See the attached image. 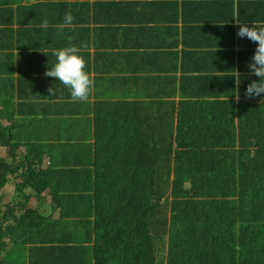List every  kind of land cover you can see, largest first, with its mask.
Instances as JSON below:
<instances>
[{"label":"trees","instance_id":"16d2710c","mask_svg":"<svg viewBox=\"0 0 264 264\" xmlns=\"http://www.w3.org/2000/svg\"><path fill=\"white\" fill-rule=\"evenodd\" d=\"M23 1L17 5L15 0H0V37L4 31L14 33L3 28L6 24L22 28V38L31 25L38 28L45 19L51 27L62 23L69 11L74 27L61 31L62 45L43 35L39 48L30 46L42 50L41 63L30 60L16 76L10 77L9 70L0 73L1 104H26L31 101L28 94L35 93L47 101L39 105L42 117L46 110L59 111L72 102L68 88L40 73L57 62L51 55L54 49L68 46L81 47L79 54L95 80L94 96H100L97 93L105 88L111 72L117 76L131 71L127 78L136 81H131L134 87L125 94L116 91V100H110L108 93L97 99L110 113L105 125L110 149L97 154L98 182L76 184L73 193L67 187L85 184L88 178L78 176L80 165L61 163L60 153L51 154L52 165L42 167L44 151L48 152L43 147L47 128L18 130L17 136L27 142V153L17 158L21 141L14 139L12 127L0 124V146L8 148V158L0 160V206L9 175L22 178L16 190L30 189L36 197L50 199L43 207L31 205V197L24 195L23 200L6 204L4 213L0 209V232L6 230L11 236L8 245L14 258L24 263L23 257H28L32 264H264V96L246 95L248 85L259 82L248 67L258 45L237 35L242 24L264 22V0L130 2L139 4L142 12L153 9L161 17L142 13L134 20L121 21H132L137 32L154 33L159 39L166 30L171 38V50L160 52V59L153 52H137L141 62L158 61L147 74L133 60L125 41L130 35L120 24L114 26L115 44H107L102 27L97 26L99 7L93 10L83 2L85 13L78 7L79 0H52L49 6L50 0ZM141 3L146 7L143 10ZM4 7L10 9L3 14ZM112 22V18L105 19V24ZM121 38L124 48L118 46ZM17 49L23 47L18 44ZM25 55L24 47L18 65ZM37 74L49 82L39 85L43 90L36 88ZM157 94L180 98L178 107L173 104L175 125L154 129L130 120L127 126L121 123L124 117L112 113L127 97L151 99ZM160 106L165 111L159 121L171 119L172 105L165 101ZM27 117L24 113L23 118ZM45 121L50 118L39 120L37 126H48ZM20 126H26V121ZM96 132L99 142L101 132ZM137 135L138 141L126 142ZM84 138L81 135L78 140ZM115 160L126 182L117 178L102 181ZM2 245L0 240V249Z\"/></svg>","mask_w":264,"mask_h":264},{"label":"crops","instance_id":"0c3cea01","mask_svg":"<svg viewBox=\"0 0 264 264\" xmlns=\"http://www.w3.org/2000/svg\"><path fill=\"white\" fill-rule=\"evenodd\" d=\"M134 1V0H132ZM147 1V0H145ZM78 7L86 13L85 9L81 5L83 2L88 4L93 10H95L97 7L101 10V14L99 15V23H97V26L102 27L101 33L103 36H106L108 41L107 44H115L112 39L115 34L114 26L116 23L120 24L127 34L130 35V38L125 40L126 45H130L132 49L133 54V60L137 62L145 71V74L148 73L150 67L158 66L157 60L155 58H159L158 54L160 52H167L170 51L169 42H170V35L169 33L164 30L163 32V38L159 39L156 34L154 33H140L137 32L134 28V24H132V21H121V20H134L135 18L140 17V10L138 11V6L129 4V0H79L78 1ZM51 4H48V6ZM149 15V14H147ZM152 16L153 15H149ZM162 17H166L164 14H162ZM112 18L113 22L110 24H105V19ZM5 22L3 21V25ZM5 26V25H4ZM128 27V28H127ZM30 30L28 34H25L22 38L20 36V32L22 28H18V25H14L11 27V29L14 30V33L11 32H5L0 37V73L3 71L9 70L10 77L18 75L20 70L24 69L26 65L31 60L35 63H41L44 60V57L42 55H39L42 50L35 51L31 50L30 46H34L39 48L40 43H43V35L50 36L56 40H59L60 44L62 45V41L60 39L61 31H58V29L54 26L51 27L49 25L48 28H37L31 25ZM109 28V29H107ZM147 28H153L152 25L147 24ZM7 29V27L5 28ZM42 29V30H41ZM20 30V31H19ZM35 30V31H32ZM41 30V31H40ZM122 31L119 32V36H122ZM106 42V41H105ZM1 43H7L12 44L14 48L12 49H6L4 45ZM101 43H104L102 41ZM121 44H119V47H125L126 45L122 44V38H121ZM188 43L194 44L196 42L188 41ZM21 45L23 47L22 51H19L17 49V46ZM117 45V44H116ZM26 55L23 58V63L18 65V59L22 58V53L24 51ZM180 48L183 47L182 44L179 46ZM48 48V47H46ZM49 49V48H48ZM92 52H94V49H92ZM137 52L144 53V52H153L155 53V58H152L151 60H146L144 62L140 61V55H138ZM44 54L48 53V50H45L43 52ZM53 55V53H51ZM50 55V58H51ZM94 55V53H93ZM168 58V61L170 62V58ZM167 58L164 59L167 60ZM160 59V58H159ZM34 60V61H33ZM44 70L40 73L43 74ZM130 74H132L131 71L128 72H121L117 76L115 75V72H111L107 75V80L105 83V88H102L101 92L97 93L100 96L103 97L104 94H109L108 98L110 100L119 98L117 92H119L121 95L125 94V91L131 90L134 85H132L131 81L135 82V79H131V81L127 78ZM132 78V77H131ZM36 79V88L39 90H43L39 88L40 84H48V80H45L40 74H37L35 77ZM137 85V83H136ZM50 86L47 87L49 89ZM34 88V89H36ZM111 88V89H110ZM114 89V90H112ZM117 91V92H116ZM113 95L114 97H112ZM29 99H31L30 102H27L26 104L16 103V104H9L7 107L3 104L0 105V112H5L4 118H9L11 120H15V122L18 124L17 130L21 132V130H28V131H44L47 136V142L43 146L48 152L44 151V160L50 159V162H47V165H52L53 157H51V154H57L61 153V149L63 148V145H65L66 141H75L79 144V146L76 148V152H72L69 155H72L71 157L76 158V162L72 164H67L65 162V159L67 156L64 157V163L69 166H79L77 169L79 175L84 178H88L87 182L84 184L82 182L78 183H72L70 184L67 189L75 191L76 184L80 185H89L91 186L94 184V157L91 156L92 146L88 142H93V120L95 119V112L94 108L91 109L89 112L90 114L85 117H72L73 114H80L81 109L84 104H76L73 102H67L65 105H63L59 111L56 110H46V115L40 116L39 113L41 112V108L39 105L47 102L44 101L42 96H39L38 94L33 93V95H29ZM98 95L94 96L97 98ZM140 96V94H139ZM104 98V97H103ZM161 98V99H167L171 98V96H166L162 94H157L151 99L146 98H139L134 97L130 100V98L127 97V102L125 103L128 111L131 115V121L134 123L135 121L137 123L141 124V108L143 110L142 115L146 114H159L163 117V114L161 111H165V108L161 107V104L154 103V99ZM95 100H93V103ZM3 105V106H2ZM104 107V106H100ZM112 105L107 106V108H111ZM156 112V113H155ZM27 113L29 117L23 118V114ZM107 112L106 114H108ZM43 118H50V122L44 123L42 128H39L38 121ZM81 119H85L86 122H81ZM3 120V119H2ZM135 120V121H134ZM8 120L4 123H8ZM26 121V126H20L21 122ZM158 123H161L162 126H166V121L161 122L157 120ZM122 124H125L127 126H130V123H126L124 119L121 120ZM155 124V123H151ZM106 125V122H105ZM81 126H88L86 129H83ZM141 126H147V124H141ZM84 130V131H83ZM81 135H84L85 138L78 140ZM15 140L21 141L20 144L22 146H26L27 142L18 136H13ZM21 146V147H22ZM86 150L85 154H82V151ZM80 152V154H79ZM70 157V158H71ZM70 158H67V161L70 160ZM88 166L87 170L83 169L84 167ZM88 183V184H87ZM71 191V193H73ZM77 192H81L77 189ZM22 262H20V259L18 257H8L6 261H4L2 264H26L25 257H23Z\"/></svg>","mask_w":264,"mask_h":264},{"label":"clouds","instance_id":"9594fccd","mask_svg":"<svg viewBox=\"0 0 264 264\" xmlns=\"http://www.w3.org/2000/svg\"><path fill=\"white\" fill-rule=\"evenodd\" d=\"M132 3H139V0H129ZM142 3L144 2V0H140ZM149 1V0H147ZM151 1V0H150ZM53 1L50 0L49 4H52ZM141 3V10L145 9L146 7L143 6ZM138 6V11L140 10V6L139 4L136 5ZM2 8H0L1 10ZM10 9V7H4L3 8V14L8 11ZM140 13L143 14H151L153 15V17H158L161 15H159L157 13V11L153 10V9H148L146 10V12H142L140 11ZM152 17V18H153ZM15 21H18V18H14ZM74 21V17L71 14V12H66L65 16H64V20L62 23L56 25L55 27L58 29V31H63L65 28L67 29H72L74 27L73 24ZM237 24H240V22L236 21ZM15 24L11 23V24H6L5 26L7 27V29H11V27H13ZM49 27V21L47 19H45L41 25L39 26V28H48ZM237 35L241 38H248L249 40H251L254 43H257V48L255 50V54L252 58V61L249 63L248 67L251 70V74L255 75L256 77H259V82L257 81H253L251 82L247 89H246V95L249 98L252 97H261L264 96V22L262 21H254V23L252 24V26H249L248 24H242L239 27V30L237 32ZM83 48H86L87 45L83 44L82 45ZM81 47H77V46H68V47H64L61 49H54L53 50V55L56 57L57 62L54 64V66H52L51 68H49L46 72H43V75L49 77L50 78H55L57 81H59L61 84H63L66 88L69 89L70 91V97L72 102L75 103H79V104H83V102L85 101H91L92 102V107L89 108V110L86 112V116L90 114V110L94 108V112H95V119L93 120V137H94V141L93 142H88L91 146H92V151H91V156L94 157V163H93V167H94V182H98L97 179V169H98V161H97V154L98 152H100V150L102 151L101 153H107L109 151L110 148L107 147L106 144V136L107 135V129L105 126V122L107 119V114L105 111H107L104 107H100L101 104L98 102V100L94 97V95L92 94L94 91V87H95V80L94 77L91 73H89L86 70L87 67V62L84 59V57L82 55H80L79 53L81 52ZM236 79V84H237V90L239 88V84H240V78H239V73L237 72V77ZM53 89L50 88L49 92L52 93ZM91 95V96H90ZM237 99H239V91L238 94L236 95ZM93 100H95V102L93 103ZM154 103L156 104H161L162 102H169L172 106L169 108L170 110H173V104L174 102H176V105L178 107V103L180 101V98L178 97H171V98H167V99H161V98H156L153 100ZM83 109V107H82ZM81 109V113L80 114H73L72 117H76V116H80L83 117V111ZM178 110V109H177ZM174 111V110H173ZM108 112V111H107ZM143 110L141 108V124H147L148 128H156V126H162L161 123H158L157 120H161L162 116H160L159 114H149V115H142ZM156 113V112H155ZM174 118H170L169 120L166 121V126H173L175 125V123L177 122V116L176 113L174 114ZM6 122V120H10L8 118H4L1 116L0 113V124L4 127H12V134L13 136H17V128L18 124L15 122V120H11L9 121L7 124L3 122ZM151 123H155L154 125ZM163 127V126H162ZM96 131H100L101 132V137L100 140L98 142L97 140V132ZM129 135V134H128ZM131 142H135L138 141V135L129 138L128 140H126V142L128 141ZM145 140L148 141L150 143L149 137L147 135H145ZM124 144V143H122ZM20 145L19 149L16 152L17 158H24L26 153H27V145L26 146H22ZM21 148H24V151H20ZM7 152H8V148L7 147H3L0 146V160L2 158L7 157ZM86 150L82 151V154H85ZM80 154V152H79ZM8 158V157H7ZM47 162H50V159L45 160L44 164L42 167L46 168L49 165H47ZM117 163V160H115L106 170L104 173V177L102 178V181H105L108 178H117L119 182H126V178L125 175L123 173V168L121 167H117L115 166V164ZM40 163L37 166V169H40ZM117 172L116 176H113L112 173L113 172ZM8 184L6 185V191L8 190L9 186L14 188L15 191H19L15 189V185L17 183H21L22 182V178L20 176L17 175H9L8 176ZM14 179V181H13ZM94 186H98V183ZM25 191H29L30 193H32V190L30 189H25L22 192ZM70 191H73L70 190ZM34 195V194H33ZM39 198V197H38ZM42 198V197H41ZM31 205H33L35 202L31 201L30 202ZM59 214V213H58ZM0 240L2 242V247L0 249V264H2V262L6 261V259L8 257H13L11 248L9 242L11 240V236L7 233L6 230H2V232H0ZM6 250L5 253H3V250ZM26 260V264H32V262H29L28 257H25Z\"/></svg>","mask_w":264,"mask_h":264},{"label":"rangeland","instance_id":"374dc122","mask_svg":"<svg viewBox=\"0 0 264 264\" xmlns=\"http://www.w3.org/2000/svg\"><path fill=\"white\" fill-rule=\"evenodd\" d=\"M15 2L17 3V5L24 3L23 0H15ZM3 28L5 29L6 26H4ZM111 96L114 97L113 95H111ZM99 97L100 96H97L96 99H98ZM116 99H113V100H116ZM83 104L84 105H83V109H82V111H83V115L82 116L85 117L86 116V112L89 110V108L92 107V102L91 101H85V102H83ZM0 105H1V101H0ZM115 111H117V115H120V116L124 117L126 122L130 123L131 115H130V112L128 111V109H127V107H126V105L124 103H120L119 105H117L112 110V113L116 114ZM169 114L171 115V118L175 117L174 116L175 112L173 110H170ZM1 116L5 117V112L4 111H3V113H1ZM81 122H86V120L85 119H81ZM81 127H83V129H86V127H88V126H81ZM78 146H79V144L77 142L73 141V140L72 141L71 140L70 141H66V143H65V145H63V148L61 149V153H60V161H61V163H64V157L65 156H67L66 159H65V162L67 164H72V163L76 162V158L75 157H71L72 155H69V154H71L72 152L78 151V150H76V148ZM20 151H24V148H21ZM67 158H70V160L67 161ZM13 181H14V179H13ZM24 195L30 196L31 197V201L36 202L33 205L42 204V206L44 207L45 206L44 204H49V202H50L49 198H38L35 195H33L32 193H30L29 191H25V192L15 191L14 188L9 186L8 190L5 193V196H4V199H3V203L0 206L1 211L4 213V207L9 202H18V201L23 200L24 199ZM3 213L0 214V218L3 215ZM5 251L6 250L4 249L3 253H5Z\"/></svg>","mask_w":264,"mask_h":264}]
</instances>
